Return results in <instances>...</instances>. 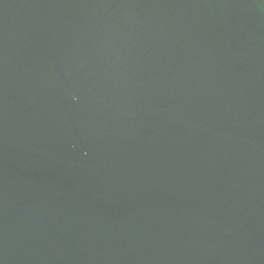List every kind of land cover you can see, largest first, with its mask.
<instances>
[{"label":"water","instance_id":"95a60500","mask_svg":"<svg viewBox=\"0 0 264 264\" xmlns=\"http://www.w3.org/2000/svg\"><path fill=\"white\" fill-rule=\"evenodd\" d=\"M0 264H264V0H0Z\"/></svg>","mask_w":264,"mask_h":264}]
</instances>
